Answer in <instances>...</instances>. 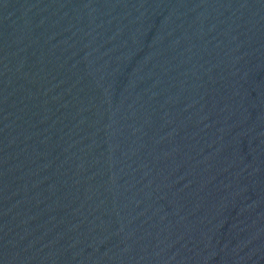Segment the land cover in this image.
Returning a JSON list of instances; mask_svg holds the SVG:
<instances>
[{"label":"water","instance_id":"water-1","mask_svg":"<svg viewBox=\"0 0 264 264\" xmlns=\"http://www.w3.org/2000/svg\"><path fill=\"white\" fill-rule=\"evenodd\" d=\"M0 264H264V0H0Z\"/></svg>","mask_w":264,"mask_h":264}]
</instances>
